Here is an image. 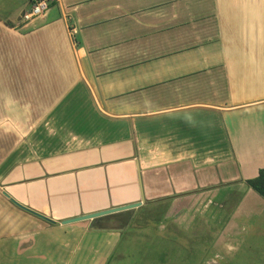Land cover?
Returning a JSON list of instances; mask_svg holds the SVG:
<instances>
[{
	"label": "crops",
	"instance_id": "obj_1",
	"mask_svg": "<svg viewBox=\"0 0 264 264\" xmlns=\"http://www.w3.org/2000/svg\"><path fill=\"white\" fill-rule=\"evenodd\" d=\"M28 5L0 0V122L39 120L18 107L53 94L85 107L89 135L27 143L19 162L15 139L0 156V264H125L129 237L141 264H227L233 244H255L264 193L245 180L264 171V0H58L22 24ZM18 61L40 74L37 96L32 81L9 93Z\"/></svg>",
	"mask_w": 264,
	"mask_h": 264
},
{
	"label": "rangeland",
	"instance_id": "obj_2",
	"mask_svg": "<svg viewBox=\"0 0 264 264\" xmlns=\"http://www.w3.org/2000/svg\"><path fill=\"white\" fill-rule=\"evenodd\" d=\"M21 63L28 66L22 57ZM19 64L20 61H18L17 68L14 69V74L18 75V81L16 84L14 79L10 81L8 89L9 93L16 94L18 97L27 96L28 91L31 92L30 82L32 81L35 88V95L37 96L39 93V89L37 88L40 87L39 82L41 81L40 74L34 72L32 75L30 71L26 72V69L21 67V64ZM54 99V95L50 94L49 99L45 101L46 105H36L38 101L39 103L42 101V98L37 99V97H34V105H24V110L18 107L19 113H33L34 118L39 117V120L34 119L30 122H10L7 119H3V121L0 122V133L4 135L0 138V156H2V158H6L7 156L8 158L10 157V154H4V151L10 146H14L15 139L19 144V150H17L18 152L15 155H12L11 158L15 162H19L30 156L25 153L27 143H30L33 147L39 148L40 150L42 149L46 152L57 150L61 145L64 146V143H61L63 141L62 136L74 134V131L78 134L84 133L89 135V130L87 128L88 122L85 123L82 121L85 117H87V115L85 114L84 118L80 119L83 113L86 112L84 111L85 107H79L78 105H64L65 100L59 102L58 105H53L55 102ZM29 100L31 101V99ZM87 112H89V110H87ZM7 130H14L16 137L11 135L9 132L8 134L4 133ZM255 218L260 220L259 224L263 227L261 231L257 232L254 229L251 233V241H255V244H250L248 241L244 244H233V248L228 250L229 258L227 264H264V209L261 211V215H255L254 218L248 219L247 223L256 220ZM138 246L137 240L129 237V241L127 240L118 244L117 247H119V249L115 252L126 249V253L129 255L124 256L123 258L120 257L123 259V263L138 264L141 258H144L143 256L133 255V252L136 248H138ZM121 259L117 258L114 261H120ZM139 264H141V262Z\"/></svg>",
	"mask_w": 264,
	"mask_h": 264
},
{
	"label": "water",
	"instance_id": "obj_3",
	"mask_svg": "<svg viewBox=\"0 0 264 264\" xmlns=\"http://www.w3.org/2000/svg\"><path fill=\"white\" fill-rule=\"evenodd\" d=\"M1 193L3 195H5L13 204H15L16 206L22 208V209H25V210H28L29 212H32L33 214L35 215H38L40 217H42L41 215L33 212V211H30L29 209H27L26 207L22 206L21 204L13 201V199L9 198L7 196V194H5V192L3 190H1ZM141 203L140 200L138 201H134V202H130V203H125V204H122V205H117V206H112V207H109V208H106V209H102V210H98V211H94V212H91V213H85V214H81V215H76L74 217H69V218H66V219H62L60 221V223H68V222H73V221H78V220H83V219H92L94 217H97V216H101V215H105V214H109V213H113V212H117V211H122V210H133V208L137 207L139 204ZM48 221H50L51 223V220L47 219V218H44Z\"/></svg>",
	"mask_w": 264,
	"mask_h": 264
},
{
	"label": "built area",
	"instance_id": "obj_4",
	"mask_svg": "<svg viewBox=\"0 0 264 264\" xmlns=\"http://www.w3.org/2000/svg\"><path fill=\"white\" fill-rule=\"evenodd\" d=\"M58 0H29V5L26 9H23L19 14V22L26 24L31 22L33 19L43 16L50 2ZM70 33L74 32V29H69Z\"/></svg>",
	"mask_w": 264,
	"mask_h": 264
},
{
	"label": "trees",
	"instance_id": "obj_5",
	"mask_svg": "<svg viewBox=\"0 0 264 264\" xmlns=\"http://www.w3.org/2000/svg\"><path fill=\"white\" fill-rule=\"evenodd\" d=\"M245 182L247 185H249L252 189H254L256 192L259 194L264 193V171L260 170L258 174L251 178V179H246Z\"/></svg>",
	"mask_w": 264,
	"mask_h": 264
}]
</instances>
